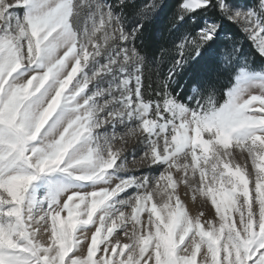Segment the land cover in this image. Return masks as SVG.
<instances>
[{
  "label": "snow or ice",
  "instance_id": "1",
  "mask_svg": "<svg viewBox=\"0 0 264 264\" xmlns=\"http://www.w3.org/2000/svg\"><path fill=\"white\" fill-rule=\"evenodd\" d=\"M0 264H264V0H0Z\"/></svg>",
  "mask_w": 264,
  "mask_h": 264
},
{
  "label": "trees",
  "instance_id": "2",
  "mask_svg": "<svg viewBox=\"0 0 264 264\" xmlns=\"http://www.w3.org/2000/svg\"><path fill=\"white\" fill-rule=\"evenodd\" d=\"M248 2H251V0H248ZM164 23H166V19L160 21V27H163Z\"/></svg>",
  "mask_w": 264,
  "mask_h": 264
}]
</instances>
